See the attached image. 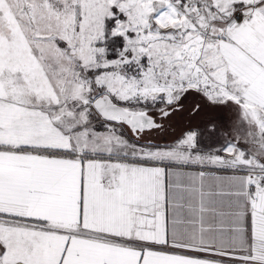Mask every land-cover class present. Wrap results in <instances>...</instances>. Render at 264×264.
<instances>
[{
    "label": "snow or ice",
    "instance_id": "obj_1",
    "mask_svg": "<svg viewBox=\"0 0 264 264\" xmlns=\"http://www.w3.org/2000/svg\"><path fill=\"white\" fill-rule=\"evenodd\" d=\"M0 264H264V0H0Z\"/></svg>",
    "mask_w": 264,
    "mask_h": 264
}]
</instances>
